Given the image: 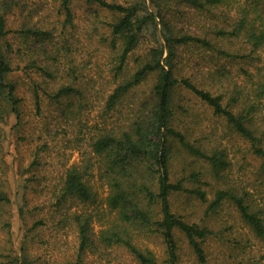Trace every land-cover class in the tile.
Here are the masks:
<instances>
[{
    "label": "trees",
    "instance_id": "1",
    "mask_svg": "<svg viewBox=\"0 0 264 264\" xmlns=\"http://www.w3.org/2000/svg\"><path fill=\"white\" fill-rule=\"evenodd\" d=\"M56 1L0 0V96L20 119L17 105L21 98L9 75L15 70L32 71L33 113L42 121L34 151H44L60 132H69L66 141L79 147V162L63 168L51 190V206L58 215L55 222L73 232L72 248L79 263L88 253L102 256L100 245H121L139 264H178L177 234L196 261L204 263L213 230L186 220L183 209L174 205L176 196L197 199L205 204L206 214L226 202L232 204L241 226L264 244V196L246 184H229L227 152L189 141L188 129L181 130L176 124V107L184 108L179 91L186 89L250 142L264 182V147L253 126V117L261 108L245 99L251 93L264 95V0H82L112 17L105 22L111 36L106 45L115 52L116 62L110 68L112 85L106 84L101 104L90 94L91 80L78 79L73 66L63 62L69 60L72 65L70 52L83 43L75 34L74 0ZM8 15L14 17L15 26L8 23ZM34 15H38L35 20ZM158 25L161 39L136 56L130 70L132 52L144 34L156 31ZM190 63L202 65L206 75L200 79L209 88L183 74ZM151 75L154 82L149 96H138V88ZM96 106V118H90ZM2 114L0 107V123ZM178 155L207 163L217 184L211 198L201 188L205 183L201 171L192 169L187 175L172 177L171 166ZM94 168L100 185L107 189L102 200L92 180ZM9 201L0 191V202ZM102 204L113 217L96 234L93 222L101 218ZM37 223L44 224L40 219L34 227ZM141 233L161 236L166 247L163 261L139 244L136 239ZM250 245L249 239L240 240L232 249L246 254ZM227 254L225 259L232 255ZM237 262L264 264V255L251 260L243 255ZM16 263L33 261L24 251ZM65 264L77 263L67 260Z\"/></svg>",
    "mask_w": 264,
    "mask_h": 264
},
{
    "label": "rangeland",
    "instance_id": "2",
    "mask_svg": "<svg viewBox=\"0 0 264 264\" xmlns=\"http://www.w3.org/2000/svg\"><path fill=\"white\" fill-rule=\"evenodd\" d=\"M34 2L35 0H28V4ZM71 7L74 11V23L78 26L75 34L85 47L77 43L76 51L70 52L73 56L72 65L69 60L67 63L64 60L63 62L65 66H73L78 79L91 80L90 94L98 97V102L101 104L107 92L106 84L112 85L110 68L116 62L115 52L106 45L111 36L107 32L105 22L112 17L109 13L89 6L82 0H74ZM86 14H88L87 18H85ZM33 18V20L37 19L38 15H34ZM14 20V17L8 15V23L12 26L16 24ZM180 26L185 28L187 25L181 21ZM158 29L159 25L156 31L144 34L143 40L128 59L130 70L135 65L136 56L145 54L150 45L156 44V39H161ZM190 29L196 32L195 29ZM9 36L11 35L7 37ZM93 49L98 50L93 53ZM88 52L93 54L89 57ZM200 66L202 65L195 67L193 63H190L182 73L193 76L197 82L200 84L202 82L205 88H209V85L200 79L201 76L206 75L205 70L200 69ZM34 77L32 71L22 70H15L9 75V80L16 85L18 97L21 98L17 105L20 110V119H16L10 112L9 104L0 96V107L3 110V121L0 123V191L6 193L10 199L9 202H0V264H17V258L20 260L24 251L33 264H65L67 260L77 264H139L121 245L106 248L100 245L102 256L97 253H88L79 263L72 248L74 246L73 232L63 230L56 224L58 215L54 213L51 206L52 185L57 183L63 168L79 162V147H74L72 142L66 141L69 138V132H60L54 139L49 140L44 151L40 149L34 151L37 141H40L37 135L42 126L41 119L33 113L31 78ZM153 82V75L146 78L138 88L137 95L149 96ZM210 89L213 92L216 91L215 87ZM179 93L184 108L176 107L178 116L176 124L181 130L188 129L189 141H197L196 144L204 143L211 149L214 147L224 149L230 160V168L226 172V177L230 180L229 184H246L250 190L264 196L262 192L264 182L260 179L258 171L259 161L252 153L250 142L237 135L221 117L215 116L208 106L190 91L180 89ZM245 99H252L261 108L253 117V126L260 144L264 147V136L261 135V130L264 128V95L256 97L251 93L249 96L246 95ZM97 108L98 106L90 110V118H96ZM185 109L187 112H184ZM44 110L46 115L48 107ZM49 124L51 130L53 124L52 122ZM201 136H204V139ZM34 158H38L39 162H33ZM192 169L201 171L200 179L205 182L200 184L201 188L207 192V197L211 198L217 184L204 160H193L189 156L178 155L171 166V175L172 177L187 175ZM92 180L97 185L99 199L102 200L107 194V189L105 185L103 187L100 185L96 168L93 170ZM173 201L174 205L183 209L187 216L186 220L206 225L213 230L207 240V259L202 264H238L237 261L243 255L250 260L253 256L257 258L264 255L263 242L254 239L248 230L241 226L232 204L226 202L215 212L206 214L205 204L193 197L176 196ZM74 208L72 207V210ZM100 208L104 212H101V218H95L93 222V231L96 234L101 227H104L103 222L113 217V213L107 212L105 204H102ZM40 219L44 224L37 223L38 225L34 227ZM177 236L178 264H201L191 254L184 238L180 234ZM246 239H249L251 243L246 254L232 249L240 240ZM136 240L140 245L149 248L159 261L165 259L166 247L160 235L141 233ZM259 248L261 250L257 251ZM227 253L232 255L225 259Z\"/></svg>",
    "mask_w": 264,
    "mask_h": 264
}]
</instances>
